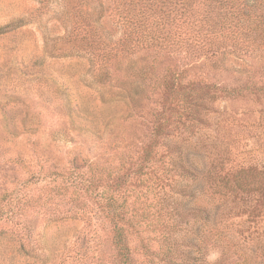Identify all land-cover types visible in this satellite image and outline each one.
Returning a JSON list of instances; mask_svg holds the SVG:
<instances>
[{"label":"rangeland","instance_id":"obj_1","mask_svg":"<svg viewBox=\"0 0 264 264\" xmlns=\"http://www.w3.org/2000/svg\"><path fill=\"white\" fill-rule=\"evenodd\" d=\"M101 4L97 28L118 44L103 69L85 41L64 37V0H0V138L6 130L21 134L2 157L20 152L36 168L42 163L63 174L93 161L103 181L118 175L141 264H196L203 233L202 257L213 262L219 251L207 229L216 215L224 216L228 244H235L231 257L254 249L259 257L250 264H264V220L244 221L254 207L264 213V196L256 206L258 192L245 194L247 181L264 187V52L226 50L220 60L210 58L181 43L187 23L175 12L160 33L171 44L138 49L113 0H95L94 17ZM183 89L188 94L181 96ZM149 147L154 168L137 175ZM1 163L0 188L10 187L16 165ZM242 167L249 177L245 171L237 185L222 180ZM37 194L35 209L20 221L25 230L0 235V264H115L107 223L78 216L49 222L53 207L44 202L53 205V195ZM67 203L60 209L73 215Z\"/></svg>","mask_w":264,"mask_h":264},{"label":"trees","instance_id":"obj_2","mask_svg":"<svg viewBox=\"0 0 264 264\" xmlns=\"http://www.w3.org/2000/svg\"><path fill=\"white\" fill-rule=\"evenodd\" d=\"M94 1L64 0L61 18L65 27L64 37L73 39L78 37L82 42L85 41L86 45H83V48L96 55L99 66L103 69L107 66L111 55L118 51V44L112 42L110 36L101 35L98 30L96 23L104 15L105 10L102 4L99 5L94 17ZM113 2L117 21L124 26L126 30L124 34L128 36L132 34L131 41L138 49L147 47L146 45L158 48L169 46L170 37L161 36L160 33L166 25H170L169 18L171 16L173 20L175 15L171 13L175 12L179 18H183L184 23H187L183 27L181 43L209 52L210 58L215 57L220 60V56L226 50L239 55L253 54L259 50L264 52V0H113ZM9 25L7 24L5 28ZM20 25L22 24L19 21L14 23L13 27ZM192 32L195 34L191 35ZM186 94H188L186 89L180 92L181 96ZM20 136L21 134L6 130L5 136L0 138V171L4 169L1 161L16 165L12 169L15 173V182H11L10 187L3 185L0 188L2 190L0 191V235L12 228L18 233L25 230L20 221H24V218L29 217L35 209L37 201L40 200L37 192L42 190L53 195V205L49 201L44 202V205L53 207L50 211L52 218L47 221L54 222L77 216L86 219L89 224L94 221H104L111 230L110 243L115 264H141L135 256V250L129 239L132 218L127 215L129 207L127 197H121L119 194L122 188L117 182L118 175L115 181H103L100 177H96L99 165L93 161L73 166L71 171L63 174L57 171V168L50 170L42 163L36 168L33 162L20 152H16V157L9 155L4 159L3 152L8 151L7 149L2 151L4 145L13 143ZM142 159L143 164L135 165L137 175L147 174L154 168L151 147L144 150ZM245 171L244 167L230 168L227 174L223 175L222 180L226 184L233 181L237 185L240 180L239 175H243ZM109 173L111 174L108 172V175ZM247 173L246 171L245 178L249 177ZM59 178L62 184L58 183ZM258 184L259 181H247L249 189L245 191V194L258 192L259 198L253 200L256 206H259V199L264 196V187L262 191L261 188H257ZM69 188L71 193L68 192ZM67 195L69 196L66 197ZM66 198L67 204L72 206L70 210L73 215L60 209L64 206L62 202H67ZM245 202L249 208L251 202L248 205L247 201ZM224 208L227 210L229 207L225 205ZM254 209L256 210V207L249 212L246 211L244 221L252 226L254 224L260 226L264 220V213L262 216L256 215ZM255 216L257 220L253 219ZM223 218L224 216L221 218L216 215L213 220L214 225L207 229L209 238L211 242L213 241V248L219 251L218 257L211 263H207L202 257L206 245V237L203 233L197 239L198 243L196 242L195 246L198 254L196 264H250L251 260L259 257L254 249L247 251L248 253L244 251L243 257H231L235 244H228Z\"/></svg>","mask_w":264,"mask_h":264}]
</instances>
